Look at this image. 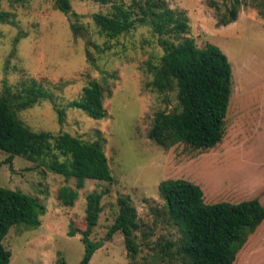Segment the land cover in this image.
I'll return each instance as SVG.
<instances>
[{"label":"rangeland","instance_id":"1","mask_svg":"<svg viewBox=\"0 0 264 264\" xmlns=\"http://www.w3.org/2000/svg\"><path fill=\"white\" fill-rule=\"evenodd\" d=\"M163 1L176 17L187 19L186 37L199 47L215 45L229 58L233 91L223 140L213 148L195 149L185 143L170 148L149 137L158 112L180 111L175 85L166 92L154 88L150 70L165 53L162 36L152 22L110 39L94 20L97 13L112 14V3L71 0L72 11L63 13L56 0H0V95L17 104L14 96L36 79L47 98L22 109L18 117L32 130L54 135L69 132L100 141L109 158L114 181L87 179L78 188L75 177L51 171L46 163L15 156L0 149V185L19 189L46 205L38 227L14 225L4 240L11 250L9 264H80L85 255L82 235H69L71 224L86 227L87 198L103 193L102 212L92 241H103L89 264H182V231L172 220L159 185L170 178L198 184L207 203L259 198L264 205V0H240L236 21L223 25L234 0ZM126 5L133 0H124ZM133 16L149 5L138 0ZM100 82L108 115L93 119L70 107L80 100L83 87ZM65 120L59 122L58 109ZM64 160V156L59 154ZM78 198L65 204L63 187ZM136 209L139 252L129 256L124 234L107 233L119 214V199ZM234 264H264V221L239 251Z\"/></svg>","mask_w":264,"mask_h":264},{"label":"trees","instance_id":"2","mask_svg":"<svg viewBox=\"0 0 264 264\" xmlns=\"http://www.w3.org/2000/svg\"><path fill=\"white\" fill-rule=\"evenodd\" d=\"M112 3V14L97 13L94 20L102 34L114 39L130 32L139 23L152 22L154 31L162 36L165 53L159 64L150 66L154 75V88L166 92L173 85L177 88L180 111L158 112L149 137L159 145L170 148L185 143L195 149L215 147L225 134L228 107L231 101L233 70L228 56L217 46L199 47L192 37L180 40L190 29L187 19L176 17L163 1L145 0L148 10L133 16L137 5L133 0L126 5L124 0H97ZM65 14L72 11L71 0H56ZM240 0H234L229 16L220 22L228 25L237 20ZM6 12H0V21H5ZM14 104L7 96L0 95V149L9 153L8 162L15 156L33 162L46 163L48 168L67 177H75L77 187H83L87 179L114 181L109 158L100 141H85L69 132L54 135L50 131L32 130L17 115L13 105L29 108L47 98L46 90L36 79L14 96ZM70 107L83 110L93 119H104L108 110L104 105V91L99 81L91 80L80 100ZM58 109V108H57ZM59 122L65 120L64 109H58ZM64 156V160L59 158ZM169 217L182 231V264H234L236 257L249 236L264 221V205L259 198L238 203H207L203 189L184 178H170L159 185ZM61 200L73 205L78 198L76 190L63 187ZM103 193H92L87 198L86 227L71 224L69 235L80 233L85 244V255L80 264H89L103 241L90 238L102 212ZM119 214L110 227L107 238L121 231L124 234L129 256L139 252L136 231L139 229L136 209L127 198L119 199ZM46 205L37 198L19 189L0 185V264H9L11 250L4 245L10 229L16 224L38 227ZM61 264H67L62 260Z\"/></svg>","mask_w":264,"mask_h":264}]
</instances>
